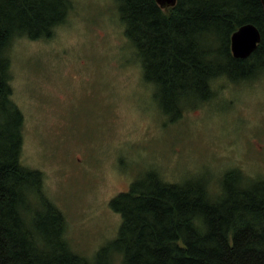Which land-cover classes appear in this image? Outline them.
Returning <instances> with one entry per match:
<instances>
[{"label": "rangeland", "instance_id": "374dc122", "mask_svg": "<svg viewBox=\"0 0 264 264\" xmlns=\"http://www.w3.org/2000/svg\"><path fill=\"white\" fill-rule=\"evenodd\" d=\"M70 1L51 38L15 37L7 56L12 100L25 120L21 163L43 174L73 254L96 264L122 224L111 200L149 173L171 184L205 182L213 198L230 171L264 181V70L215 80L208 101L185 99L172 119L144 79L121 1Z\"/></svg>", "mask_w": 264, "mask_h": 264}, {"label": "trees", "instance_id": "16d2710c", "mask_svg": "<svg viewBox=\"0 0 264 264\" xmlns=\"http://www.w3.org/2000/svg\"><path fill=\"white\" fill-rule=\"evenodd\" d=\"M120 1L144 79L172 119L185 99L208 101L215 80L238 82L264 70L261 0H177L166 9L156 0ZM71 8L70 0H0V264H89L69 250L65 218L44 195L43 174L21 163L25 120L12 100L7 56L15 37L51 38ZM245 24L262 40L248 59H235L231 37ZM221 186L213 198L205 182L171 184L147 174L111 200L122 224L96 264H111L113 253L123 254V264H264V181L230 171Z\"/></svg>", "mask_w": 264, "mask_h": 264}, {"label": "water", "instance_id": "95a60500", "mask_svg": "<svg viewBox=\"0 0 264 264\" xmlns=\"http://www.w3.org/2000/svg\"><path fill=\"white\" fill-rule=\"evenodd\" d=\"M264 7V0H261ZM162 8L176 6L177 0H156ZM262 36L254 24H245L239 27L231 37V52L235 59H248L258 48Z\"/></svg>", "mask_w": 264, "mask_h": 264}]
</instances>
